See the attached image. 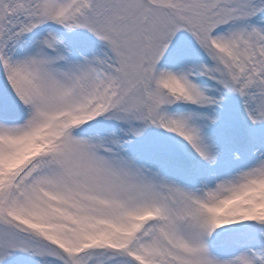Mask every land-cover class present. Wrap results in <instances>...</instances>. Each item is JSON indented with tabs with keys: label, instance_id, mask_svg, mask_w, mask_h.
Here are the masks:
<instances>
[{
	"label": "snow or ice",
	"instance_id": "snow-or-ice-1",
	"mask_svg": "<svg viewBox=\"0 0 264 264\" xmlns=\"http://www.w3.org/2000/svg\"><path fill=\"white\" fill-rule=\"evenodd\" d=\"M0 264H264V0H0Z\"/></svg>",
	"mask_w": 264,
	"mask_h": 264
}]
</instances>
